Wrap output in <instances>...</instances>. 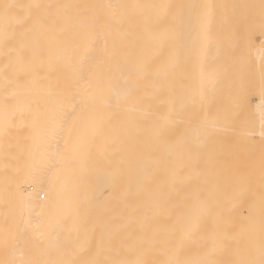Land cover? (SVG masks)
Returning <instances> with one entry per match:
<instances>
[{
	"label": "bare ground",
	"instance_id": "bare-ground-1",
	"mask_svg": "<svg viewBox=\"0 0 264 264\" xmlns=\"http://www.w3.org/2000/svg\"><path fill=\"white\" fill-rule=\"evenodd\" d=\"M28 2L0 0V6ZM44 2L73 7L61 10V16L67 17L63 31L54 39L41 38L40 56L20 61L15 52L0 46V119L12 117L11 125L0 134V240L21 226L20 208L36 186L31 167L37 134L53 112L70 111L72 105L78 112L86 91L88 116L99 123L100 131L88 154L70 162L57 183L61 207L69 213L60 240L69 236L91 240L93 225L113 217L120 218L118 223L144 218L152 228L160 229L194 227L189 213L200 204L205 210L201 226L182 258H197L205 237L218 232L229 236L228 249L216 253L219 264L239 259L245 229L250 223L259 229V194L263 192L256 193L258 188L253 190L250 184L245 190L249 186L243 188L242 170L231 166V146L240 137L228 130L201 135L200 124L234 101L237 89L248 78L259 79L264 64L260 0ZM98 3L184 5L191 23L179 37L158 39L171 18H158L160 9L141 7L127 9L123 24L111 35L100 24L90 32L94 10L87 6ZM202 5L211 6V41L206 46L196 19ZM173 56L175 67L167 68ZM90 67L93 72L88 71ZM81 74L83 80L77 84ZM125 90L127 101L120 98ZM242 96L264 99L258 87ZM262 106L263 100L256 103L257 113L261 114ZM180 141L191 151L178 154L175 145ZM172 168L178 170L177 175H171ZM149 179L151 198L144 190ZM242 190L250 195L241 194ZM46 191L47 186L41 195ZM253 205L257 211L250 220ZM73 221L79 223V237L69 231ZM13 243L11 239L7 245L0 242V262L18 255ZM245 257L257 264L264 259L258 246Z\"/></svg>",
	"mask_w": 264,
	"mask_h": 264
},
{
	"label": "snow or ice",
	"instance_id": "snow-or-ice-1",
	"mask_svg": "<svg viewBox=\"0 0 264 264\" xmlns=\"http://www.w3.org/2000/svg\"><path fill=\"white\" fill-rule=\"evenodd\" d=\"M72 5L45 3L44 0H29L28 3H5L0 6V46L15 52L20 61L31 57L34 61L40 56V42L42 37L54 39L58 31H63L67 17L61 16V10ZM94 10L88 28L94 31L97 24L102 25L106 35H111L113 29H119L128 15L127 9L141 7L162 10L158 18L170 17L168 27L157 35L158 39L176 38L183 34L191 18L185 12L184 5H123L112 3H98L90 6ZM195 7V6H191ZM202 11L196 17L200 24L202 39L206 46L211 41L208 21L211 16V6H200ZM261 32L264 33V0H260ZM55 9V11H53ZM22 13V14H21ZM31 40L32 44L26 43ZM261 58L264 59V42L260 48ZM241 59L243 57L241 56ZM175 57H171L167 68L175 67ZM146 71V67L141 69ZM166 70V69H165ZM93 72V68L88 69ZM83 80L81 74L80 80ZM259 88L264 97V64L259 70V79L248 78L236 91L234 101L225 104L212 117H206L200 124L201 135H211L219 130H228L242 139H251L257 135L256 125L244 115L243 92ZM74 98V97H73ZM127 101L129 92L125 90L120 97ZM89 104L85 91L77 106L72 105L70 111L53 112L44 127L37 134V150L32 155L31 174L36 178V186L28 194L20 208V227L15 233L3 236L2 242L7 245L9 239L15 241L12 248L18 255L14 259L0 264H219L215 256L229 247V236L213 232L205 237L197 258H182L186 253V246L193 241L200 229V221L204 215V208L197 204L189 213V220H194V227L182 230L176 228H152L149 222L138 217L135 223L120 222L118 217L93 225L92 239L80 241L66 238L60 240V233L64 230L69 219L67 209H62V196L57 193V183L62 171L70 162H77L88 154L89 146L94 142L95 135L100 131V125L88 116ZM12 123V117L0 119V134ZM261 138V169L264 173V106L261 108L259 124ZM63 141V144H61ZM43 145L41 148L40 145ZM178 154L185 150L191 151L180 141L175 145ZM178 174L176 168L171 169V175ZM47 191L42 196L41 192ZM144 190L151 198L153 195L152 182L149 179ZM51 193V197L49 196ZM197 201L200 200L196 196ZM253 205L249 219L256 212ZM259 229L250 223L245 229L243 248L239 250L240 258L230 264H257L255 259L245 257L258 246L264 257V194L259 202ZM35 217V219H33ZM70 232L75 231L79 237V223L73 221ZM98 233V236H97ZM87 256L86 260L80 259ZM55 257V258H54ZM264 264V259L259 261Z\"/></svg>",
	"mask_w": 264,
	"mask_h": 264
},
{
	"label": "rangeland",
	"instance_id": "rangeland-1",
	"mask_svg": "<svg viewBox=\"0 0 264 264\" xmlns=\"http://www.w3.org/2000/svg\"><path fill=\"white\" fill-rule=\"evenodd\" d=\"M260 100L264 101V99H243L242 100L243 106H244V115L247 117L248 120L255 123L257 135L248 140L239 138L237 139V142H233L231 146V158H232V161L234 160V162L231 163V166L235 168V170H237L238 167L242 170V174L244 176V184H245L243 185V188H246V186H249L250 184L251 188L252 187L254 188L253 190H255V188L259 189V191L258 189L255 190L256 193L258 192L259 194L260 190L261 192H263V193H260L259 195L264 194V191H263L264 189L261 187V186H264L263 185L264 184V173L261 174L262 172V169H261V138L258 134L261 114L257 113V111L255 110L256 103ZM234 143H237V144L234 145ZM233 168L232 170H234ZM250 186L249 188L245 190L248 191V189H250ZM23 190L26 191L28 190V188L23 187ZM255 191L254 192L251 191L250 193L255 194ZM237 193L238 192H236V194ZM240 193L241 191H239L238 194ZM247 193L249 194V192H245L244 194V190H242L241 194L246 195Z\"/></svg>",
	"mask_w": 264,
	"mask_h": 264
}]
</instances>
